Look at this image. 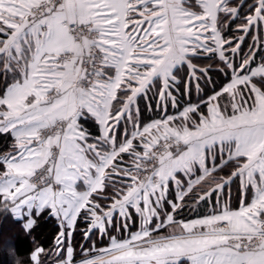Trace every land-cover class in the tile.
<instances>
[{"label":"snow or ice","instance_id":"6c2138e0","mask_svg":"<svg viewBox=\"0 0 264 264\" xmlns=\"http://www.w3.org/2000/svg\"><path fill=\"white\" fill-rule=\"evenodd\" d=\"M243 4L0 0V133L15 141L14 152L0 156V197L28 217L27 231L34 210L57 218L56 246L68 239L57 264H74L78 218L89 223L85 239L103 238L117 214L126 235L81 246L75 264H264V57L253 67L250 46L235 60L250 30L264 31V0H252L241 16ZM236 19L244 35L226 37ZM201 56L218 57L230 81L167 114L169 101L177 107L172 89L179 91L185 65L198 95L201 79L212 83L192 62ZM153 89L165 115L141 124L137 101ZM89 118L99 135L83 127ZM235 181L238 208L231 206ZM94 194L111 201L107 210ZM201 202L203 215L175 218ZM130 209L135 231H128ZM42 253L37 247L30 260L41 264Z\"/></svg>","mask_w":264,"mask_h":264},{"label":"trees","instance_id":"16d2710c","mask_svg":"<svg viewBox=\"0 0 264 264\" xmlns=\"http://www.w3.org/2000/svg\"><path fill=\"white\" fill-rule=\"evenodd\" d=\"M234 1V0H232ZM236 1V0H235ZM252 3L251 0H244L243 6L240 8V15L244 16L248 14L247 5ZM243 23L241 19H236L231 21L228 24L227 31H225L223 34L226 37H232L234 36V33L238 31L236 28L239 24ZM245 43L241 45L242 48H244ZM259 52H256V56L253 60L252 66L257 63V58H259ZM197 60H202L203 62H206V60L213 61V57H197L193 58V63L198 64ZM199 69V68H198ZM208 70L209 77H211L212 83L207 82V77L201 79L199 81L201 89H203L202 96H207L208 94L212 93L214 90H218L225 82H227L230 78V73L228 75H225L224 73L219 71V68H205ZM186 72H187V66L185 65L184 70L181 72L180 79L182 82L177 85L176 88H178L180 91H176L175 89H172L173 95L176 96L178 104L177 107L180 108L181 105H183V100H185V97H190L192 95V91L189 89L186 91L185 89V82L186 79ZM198 73V72H197ZM203 74V73H201ZM5 85V81L2 78V75H0V90ZM191 85H189L190 87ZM155 92V89H153V92L150 91L148 93V98L141 97L138 99L137 103L140 108V121L141 124L147 120H150L154 117H158L161 110L157 109V98L153 95ZM189 101V100H188ZM170 102V101H169ZM168 102V108L170 106ZM152 105L151 111H149L148 105ZM203 110V109H202ZM84 128L88 130V132L92 136L99 135V129L98 125L95 123L93 119H85L81 121ZM13 139L10 136L9 133H0V156H3L6 153H10L13 148ZM2 167V165H0ZM220 175H224L225 172H220ZM232 185L235 186L233 190V194L231 193V206L237 207L240 193L238 191V181H235ZM107 191V189H106ZM170 197H172L170 195ZM94 200H97L99 203H101L102 206H108L111 201L105 202L102 199H98L96 195L93 197ZM215 201V195L213 196V202ZM9 205H6L3 202L2 197H0V264H12V260L10 259L9 250L10 248L15 249L14 255L21 259L22 264H34L30 260V255L34 252V250L39 247L43 249V253L40 256L41 264H56L57 263V257L63 258L64 254L54 256L53 251H55V241L58 237V234L60 232V226L56 219L52 216H50L49 211L45 210L43 213H41L39 216H34L35 225L31 230H25V228L22 225V220L16 219L13 217ZM206 208L203 202H201L200 206L196 209H191L187 206L182 208L178 214H175L176 219H188L195 216H201L205 213ZM83 215V213H82ZM133 219H135L133 217ZM118 221V220H117ZM89 223L87 221H84L80 218H78L77 223L75 225V229L73 230V234L71 237V245L74 248V261L82 258L80 249L81 246H83L84 249H88L90 242L89 239H85L84 233L88 229ZM114 228V226H113ZM130 229H133V226H130ZM163 231V229L161 230ZM99 234H95L93 237H98ZM102 245L101 242L96 243V246Z\"/></svg>","mask_w":264,"mask_h":264},{"label":"rangeland","instance_id":"374dc122","mask_svg":"<svg viewBox=\"0 0 264 264\" xmlns=\"http://www.w3.org/2000/svg\"><path fill=\"white\" fill-rule=\"evenodd\" d=\"M251 2H252V0H251ZM239 3H240V0H236V1L235 0L234 1L231 0V6H236ZM221 15H223V14H221ZM238 35H244V33L238 29V31L236 33H234V36H238ZM253 35L257 36V41L255 43L252 40V36ZM236 42H237L236 40H233V45H235ZM243 43H245V46H244V48L241 47V50H240L239 54L235 57V60H236L237 63H239L240 62V58L243 55H245L246 53H249L250 52V46H253L255 48L256 52H259V54H260L259 58L256 59L257 63L255 65H253V67H255L261 61V57H264V31H257L255 28L251 29L249 34L247 36H245V40H244ZM197 61H198V64H197L198 68H210L211 69V68H221V67H223L222 62L219 61L218 57H215V56H213V61H209V60H206V62H203L202 60H197ZM197 74L203 76V74H201L199 71H198ZM208 76H209V74H208ZM186 79H187V77H186ZM229 81H230V78L222 86H224ZM181 82H182V80H181ZM183 83L185 84L184 85L185 89H187L186 91H188L191 88L190 90L192 91V95L190 97L189 96L185 97V100H183V102L184 101L185 102L183 103V105L180 106V108L179 107L173 108L172 105H171V102H169L170 106H169V108L167 106V114H176L178 111L182 110L183 107L187 103H189V102L196 103V102H198L200 100L201 97H204V96H202L203 89H202V91H201V93L199 95L197 94L196 88H195V82H192L190 84L191 85L190 87H189V84L187 83V80L185 82H183ZM222 86L216 91H219L222 88ZM152 92H153V90H152ZM211 94L212 93L208 94L207 96H209ZM207 96H205L204 98H207ZM203 110L206 111V109H203ZM163 115H165V113L163 111H161L160 114L158 115V117H154V118H152L150 120H147V121L143 122L142 124L147 123V122H149V121H151L153 119H157V118H159V117H161ZM121 131H122V129H121ZM125 159H127L126 156H125ZM214 175H217V174H214ZM219 175L220 174L217 175V178H218ZM211 179L212 178L209 177L208 180L205 181V183L210 182ZM234 188H235V186L232 185L231 186L232 194H233ZM225 191L227 192V187H226ZM238 206H239V202H238L237 207H233V208H238ZM104 207H105V210H107V206H104ZM196 217H198V216H195V217H192V218H188V219H193V218H196ZM117 219H119V217H118V215H115L114 216V222L112 223V225L108 226V228H107L108 235L104 236L103 238L100 235L98 237H93L94 235L90 236L88 238L89 242H90V245H89L88 249H85V250L91 249L93 244H95V246H96V243H99V242H101L102 245L96 246L97 248L106 246L107 243H108V236L115 235V236H117L119 238V237H121L123 235H126V232H125V230H124V228L122 226L121 218L118 221H117ZM188 219H184V220H188ZM132 223H133V221H132ZM113 226H114V228H113ZM111 227H112V229H110ZM135 230L136 229H134L133 231H135ZM128 231H130V230H128ZM166 231H167V229H163V231H161V232H166ZM65 242H67L66 237L64 239L62 247H57V246L55 247V251H53V255L54 256H58V255H61L63 253L64 254L63 258H66V247H67V244ZM80 259H82V258H80ZM80 259H78L76 261H79ZM74 264H75V261H74Z\"/></svg>","mask_w":264,"mask_h":264},{"label":"crops","instance_id":"0c3cea01","mask_svg":"<svg viewBox=\"0 0 264 264\" xmlns=\"http://www.w3.org/2000/svg\"><path fill=\"white\" fill-rule=\"evenodd\" d=\"M98 129H99V126H98ZM10 134V136L12 137V139H13V144H14V137L11 135V133H9ZM11 152H14V149L11 151ZM80 184H82V182H79L78 183V187L80 186ZM95 195V194H94ZM173 195H174V193H173ZM170 198H172V197H170ZM3 199V198H2ZM110 205V204H109ZM11 207V205H9V208ZM239 207V206H238ZM165 210H167V211H171V209H170V207L168 206V205H165ZM11 211V210H10ZM49 211V213H50V210H48ZM130 211L132 212V214H133V217L135 218V219H133V220H131V221H128V223H129V227H128V230H130V231H133L134 229H138V227H139V220H138V218L135 216V213H134V210H132V209H130ZM11 213H12V215H13V217L14 218H16V219H19V220H22V225H23V227L25 226V224H26V222H27V219H28V217L26 216V215H23V214H20V215H17V214H15L13 211H11ZM118 215V214H117ZM34 216H35V210H34V212H33V216H32V218L34 219ZM119 217V216H118ZM55 218V217H54ZM197 218V217H196ZM56 219V221L58 222V220H57V218H55ZM119 219H120V217H119ZM119 219H117V220H119ZM193 219H195V218H193ZM132 221H133V223H132ZM135 223V224H134ZM58 224H59V226H60V232H59V234L61 233V231H62V228H61V225H60V223L58 222ZM123 226V225H122ZM130 226L132 227L133 226V229H130ZM25 228V227H24ZM110 229H112V227L110 228ZM64 230V232L65 233H67L68 231H69V229H67L66 227L63 229ZM73 232V231H72ZM59 234H58V236H59ZM65 237H66V240H67V242H65L66 244L68 243V239H67V236L65 235ZM182 264H186V262H182Z\"/></svg>","mask_w":264,"mask_h":264},{"label":"clouds","instance_id":"9594fccd","mask_svg":"<svg viewBox=\"0 0 264 264\" xmlns=\"http://www.w3.org/2000/svg\"><path fill=\"white\" fill-rule=\"evenodd\" d=\"M14 253H15V249L10 248L9 255H10V259L12 260V264H20L21 259L15 256Z\"/></svg>","mask_w":264,"mask_h":264}]
</instances>
